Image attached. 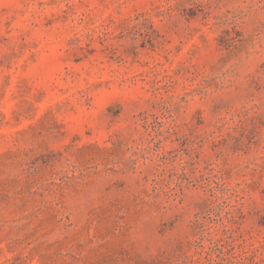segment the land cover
Masks as SVG:
<instances>
[{"label":"rangeland","instance_id":"rangeland-1","mask_svg":"<svg viewBox=\"0 0 264 264\" xmlns=\"http://www.w3.org/2000/svg\"><path fill=\"white\" fill-rule=\"evenodd\" d=\"M0 264H264V0H0Z\"/></svg>","mask_w":264,"mask_h":264}]
</instances>
